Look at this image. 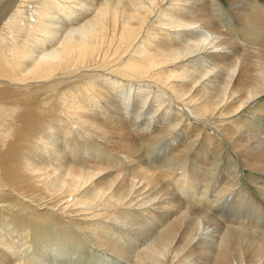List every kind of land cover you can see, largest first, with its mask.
I'll use <instances>...</instances> for the list:
<instances>
[{
  "label": "bare ground",
  "instance_id": "bare-ground-1",
  "mask_svg": "<svg viewBox=\"0 0 264 264\" xmlns=\"http://www.w3.org/2000/svg\"><path fill=\"white\" fill-rule=\"evenodd\" d=\"M227 2L0 0V264L63 260L27 242L75 228L117 264H264L262 227L195 208L243 216L244 169L264 181V4ZM134 218L140 250L117 239Z\"/></svg>",
  "mask_w": 264,
  "mask_h": 264
},
{
  "label": "rangeland",
  "instance_id": "rangeland-1",
  "mask_svg": "<svg viewBox=\"0 0 264 264\" xmlns=\"http://www.w3.org/2000/svg\"><path fill=\"white\" fill-rule=\"evenodd\" d=\"M257 1L262 2V4H264V0H257ZM220 3L223 4L224 8H228V2H227V0H220ZM56 15L57 16H61V18L64 21V18L62 17V13L61 12L60 13L59 12H56ZM36 45H38L37 48L40 47L39 46L40 43L37 42V41H35V46ZM47 47H49V46H46L44 48H47ZM37 51H38L37 49L34 50L35 54H38L39 53V51L38 52ZM262 102H264V100H262ZM174 107L175 108H178L177 105H175ZM253 115L254 114L251 115V113L249 112L248 117L251 119V121L257 122V121H260V119H262L258 115L257 116H253ZM262 120H264V117H263ZM262 120L260 122H262ZM238 124H241L240 121H239ZM198 125H200L201 127H203V129H204L203 134L205 135L206 132L208 131V128L209 127H205V124L204 123H201V122H199ZM181 134H182V129H180V133H172L171 135H168L164 142H167L168 141V142H171L172 143L174 141V139L177 138V137H179ZM214 135L216 136V140H218L219 137L217 136V134H214ZM72 144H74V147L77 148V149H78V146H83V144L81 142H80V144L78 143V145H76L75 143H72ZM201 146H202V144H201ZM222 146L225 148L224 151H223V153H222V157H221V162L222 163H224V164L226 163L227 156H229V155H232L233 157H235L239 161H242L234 152H232V149L233 148H232V146H229V143L227 141L225 142L223 140ZM169 147H171V145H169ZM89 148L92 149V148H95V146L91 145ZM199 148H200V146H197L194 149L193 158L197 156V153H198ZM172 149L175 150L176 148L173 147ZM77 160H78V158H77ZM195 161L202 162L201 159H197ZM134 164H137V163L135 162ZM134 164H130L129 166L132 167V166H134ZM223 171L224 170H222L219 173V176H222L223 175V173H224ZM150 172L152 174L156 175L157 177H160L163 180L164 185L167 186V188H168L169 191L172 190V193H174V194L177 193L176 186L174 184H172L171 182H175L178 178L181 177V173L180 172H176V173H168V172H166V173H164L163 171L160 172V170H151ZM249 173H251V172H249L247 169H244V174L242 176V185L239 188V190H242L244 193H246L251 198V200H247V201H246V199L245 200H242L241 198H239L242 201V203H244L246 206L249 207L248 208L249 211L246 210V212L243 214V216L232 215L230 217L229 214H226L225 217H220L219 215H216L217 214L216 212L218 211V209H222L220 207L214 208V210L212 209L213 211L211 210V212H208L207 211L208 210V207H205V206H202V205H197L196 204L195 208L197 210L200 209L199 211H202L203 213H206L207 212V214H209L208 215L209 218L210 219L213 218L212 220L216 221L220 225L221 224L223 226L227 225L228 222H224L223 219H225V218L226 219H230V218H234L235 219V217H236V219H240L241 224L243 223L242 224V228H244V226H245V228H244L245 231L247 230V231H250L249 233H252V232H254L253 230H255V231L257 230L258 231L259 229H262L263 228L262 229L263 231L262 230H259L258 231V232H262L261 234H263L264 233V197L260 193L258 186H259L260 183H263L264 181L261 180V176H256V178H254V176L251 175V174H249ZM253 174H255V173L253 172ZM169 176H171V177H169ZM164 178H166L167 181ZM217 178H218V176L216 177V179ZM254 179H259L260 180V183H255L254 182ZM192 185H195V184L194 183H191V186ZM233 197L234 196H231L232 200L235 199ZM245 205H243V206L246 207ZM238 209H240V208H238ZM251 209H254V210H251ZM195 212L197 213L198 211H195ZM141 214H142L141 217H142V219L144 221H146V222L148 221V222L152 223L149 219H147L146 213H144V212L142 213L141 212ZM198 214H201V213L198 212ZM218 218H221V220L218 219ZM243 218H244V221H243ZM133 220H135L137 222H141L142 221V220L139 221L138 218H136V219L134 218ZM257 220L260 221V224L261 225L256 222ZM92 221L95 222V220H92ZM109 222L104 221V220H101L100 223L108 224ZM142 223H143V221L141 222V224ZM141 224H140V227L138 229H136V230L134 228H132V226H129L128 233H126L128 236L126 238H124V233H125L124 231L122 233H118L117 235H120V237L117 238V239H120L121 238L120 239V244L122 243L121 245H124L126 243L124 246H128L130 249H134L137 246V250H140V249H138V246H139L138 243L140 242V240H141L140 243H142L143 242V238L140 237L139 238L140 240L138 239L139 240L138 241L134 237L137 236V235H140V234L145 235V231L144 230H147V229L151 228L150 225H153V224L146 225V223L144 222L142 224L144 226L143 227ZM241 224H238L240 226L239 228H241ZM253 225L257 226L258 229L256 227L254 229L253 228ZM146 226H147V228L144 229ZM6 228H8L7 229L8 231L11 229L8 225H6ZM250 228H252V229H250ZM132 229H134V231H132ZM139 229H142V230H139ZM154 229H156V228L154 227ZM115 230L117 232H120L121 231L120 229H117V228H115ZM137 230H138V232H137ZM75 231H76V234L78 235V240L80 241V245L81 246L80 245H76V244H74L73 242H70V241H66L67 243L66 242H60L61 239H60V237L57 234L48 232L47 236H49V239H50L49 242L37 241L35 238H32L33 241L29 240V242H27L29 245L31 243H33L35 245L34 246V249H36V250L33 251V252L31 251V253H30L31 257L32 258H35V260H37L38 258H42V256L40 255V252H42L43 248H47V249L48 248L49 249L51 248L52 249V248H55V247H59V244H60V246H62L60 248L64 249V251L66 253V256H65V258L63 260H55L58 264L59 263L60 264H117L116 257L114 255H112V254L108 255L107 250H105V249H103L101 247H98L97 246V242L98 241L97 242L96 241L94 242V239L89 234V232H86L85 230L80 229V228L79 229L75 228ZM64 243H65V245H64ZM83 245H85V246H83ZM36 256H37V258H36ZM47 258H48V256H46V258L43 257L45 263L48 264L49 262H46V261L49 260L51 264H57V263H52V262H55V261L52 259L51 256H49L48 259ZM122 264H129V263H127V261L124 260V261H122Z\"/></svg>",
  "mask_w": 264,
  "mask_h": 264
}]
</instances>
